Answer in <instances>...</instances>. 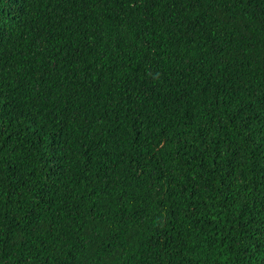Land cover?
Segmentation results:
<instances>
[{
  "label": "trees",
  "instance_id": "1",
  "mask_svg": "<svg viewBox=\"0 0 264 264\" xmlns=\"http://www.w3.org/2000/svg\"><path fill=\"white\" fill-rule=\"evenodd\" d=\"M0 264H264V0H0Z\"/></svg>",
  "mask_w": 264,
  "mask_h": 264
}]
</instances>
